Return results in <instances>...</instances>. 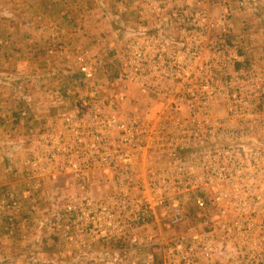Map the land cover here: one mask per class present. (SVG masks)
Returning a JSON list of instances; mask_svg holds the SVG:
<instances>
[{"label": "built area", "instance_id": "1", "mask_svg": "<svg viewBox=\"0 0 264 264\" xmlns=\"http://www.w3.org/2000/svg\"><path fill=\"white\" fill-rule=\"evenodd\" d=\"M112 13L118 37L102 51L47 49L76 100L65 107L55 93L8 146L9 161L25 154L21 198L46 184L52 198L60 191L61 209L50 206L38 224L61 230L66 244L130 246L143 264H259L264 71L236 69L232 24L214 18L210 0H117ZM100 69L115 76L116 93L104 95ZM131 85L149 103L120 109ZM65 178L71 195L54 185ZM4 206L18 211L20 199Z\"/></svg>", "mask_w": 264, "mask_h": 264}, {"label": "rangeland", "instance_id": "2", "mask_svg": "<svg viewBox=\"0 0 264 264\" xmlns=\"http://www.w3.org/2000/svg\"><path fill=\"white\" fill-rule=\"evenodd\" d=\"M239 1L241 0H210L211 2V10L213 11L214 18L218 20L222 16H224L227 21H230L232 24L231 34L229 35V41L228 44L231 46V42H236V50H230L233 51L231 56H236L238 59H235V67L237 70H252V69H259L260 71H264V26L262 29L258 25V21H256L254 18L257 17V11L259 13V9L257 10L258 5L261 6L264 10V5H261L262 3H256L251 2L248 0H243L244 7L241 8L239 5ZM252 4V7H250ZM18 5V3L13 2V0H0V61L4 62H12V61H29V55L27 52L20 53L18 51L21 47H29L30 45L34 44L33 42L29 41V37L26 36V34L21 33L18 34V29L20 28L22 31L27 29L28 22L20 21L18 18V13L16 12L18 8L15 6ZM107 6V5H106ZM105 6V8H106ZM115 6V5H114ZM114 6H111V10L114 9ZM18 7V6H17ZM226 7L227 14H223V8ZM246 9V12H244ZM254 10H253V9ZM256 8V12H255ZM109 10V6L107 8ZM243 14V15H241ZM263 21V20H262ZM264 22V21H263ZM262 23V22H260ZM221 29L215 28L213 32L211 31L210 35L211 37L215 35H220ZM50 39V38H49ZM74 39L76 38H68V40L72 41V45L70 43L66 44L65 48L68 50L69 53H72L76 49V44L74 42ZM102 42L104 45V48H107V43L109 42V38L102 37ZM112 39V38H111ZM43 44L39 47V52L37 54V60L42 61L40 62V65L42 67H37L36 69H28V68H19L15 69L14 74L15 76L11 77L12 71H7V75H1L2 70H0V78H4V84L0 82V89L1 87H5L6 90L3 91V94L0 93V102L5 100L4 111H0V127H6L7 130H4L3 133L5 134V139L3 138V141L5 144L0 143V146L7 147L11 145V143H14V139H17V141L22 140V135L19 134L20 132H26V130L29 128L32 119L35 118V115L39 113V109L46 108L47 104H50L51 98L54 96L55 93L60 94L64 96L65 99V107L67 105H72L73 102L76 100L74 95H66V91H69L72 94H75L74 85L73 83H69L67 78L66 81H61L59 68L62 66V62H60L59 59L55 58L53 60L44 61V54L46 50V46L49 44V41L47 38H42L41 41H43ZM234 40V41H233ZM54 44V43H52ZM65 44V43H64ZM96 44V41H95ZM233 44V43H232ZM51 45V44H50ZM94 50L98 51L101 48V45L99 48H93ZM46 50V51H45ZM45 51V52H44ZM107 53V51L104 52ZM51 57V56H50ZM53 58V57H52ZM231 58V57H230ZM109 59V55L106 54L105 60ZM219 60L218 57L215 58V60ZM35 64V63H34ZM32 64V65H34ZM232 66V64H230ZM2 66V65H1ZM229 66V70H232V67ZM234 66V64H233ZM252 66V67H251ZM25 67V66H24ZM11 74V75H10ZM17 74V75H16ZM16 78V79H15ZM115 78L114 75L109 74L105 70H99L98 74L96 76V79L98 81L103 80L104 82L107 81V85H105L104 89V95L109 96L113 94L114 92H117V87L109 86V84L114 83L113 79ZM56 79V80H55ZM104 86V85H102ZM234 86V83H230V87L228 89L229 92L232 91ZM130 99H126V103L120 106V109H134V108H140L146 104L149 103V100L143 96L137 86L131 85V88L129 90ZM5 96V97H2ZM2 97V98H1ZM43 98V99H42ZM44 99L46 101H44ZM259 103V102H258ZM259 107L264 110V97L261 98ZM16 122V124H15ZM19 130V131H18ZM16 141V142H17ZM4 148H0V156L5 157ZM9 149H7L8 151ZM9 166V165H8ZM25 180V179H24ZM29 180H26L25 185L26 188L28 186ZM58 189H68V192L66 194H72L73 189V182H71L69 179L65 178L62 180H59L56 184H54ZM50 188L49 184H46L42 187L43 191L41 194L37 195H31L28 198H21L20 196L13 195L14 198L20 199V208L27 207L28 214L29 212L31 215H35L36 222L45 221L46 218L49 215L50 206H52L54 209L58 208L61 209L60 204V191H58L57 197H51L48 194L47 189ZM21 189V188H20ZM25 188H23L24 190ZM47 192V194H46ZM12 196H9V199ZM32 197H39L33 204H28L27 201L30 200ZM52 198V199H50ZM6 202V201H5ZM22 202H26V205H21ZM63 203V202H62ZM264 202L262 203V205ZM55 206V207H54ZM31 207L36 208V210L33 212L31 210ZM24 209V208H23ZM34 213V214H33ZM27 214V213H26ZM25 215V214H23ZM30 216V215H29ZM28 216V217H29ZM50 216V215H49ZM32 219V217H30ZM263 220V217L261 218ZM256 231L255 235L256 237L263 238L264 237V226L261 227L258 223H255ZM45 228L43 230H38V235L40 238H43V241L39 244H37V247L35 248V254H32L30 257H26L22 254H19L17 257L14 258L12 261V264H96L97 262L94 261H82L83 259H80V261L77 259V257H81L77 255V248H70L72 251H70V254H66V247L64 244L66 243L64 241V237L62 236L61 230H47V233L45 232ZM47 236V240L45 241V238L43 237ZM51 238V239H48ZM63 237V238H62ZM49 240V243L47 245V241ZM25 244H20L19 246L27 247L26 240ZM31 247V246H30ZM130 246L126 245H112V244H102L99 243V248L101 252H113L116 253L118 250H128ZM264 247V246H263ZM124 251V250H123ZM142 250H133L130 249L125 253L127 256H123V253H119V255H115L111 257L113 259L112 262L103 261L100 262V264H143L145 261L143 260L141 255H143V252H140ZM80 252V251H79ZM120 252V251H118ZM19 253H21L19 251ZM102 253V254H103ZM138 254V255H137ZM77 255V257H76ZM72 257L73 259H70ZM30 258V260L28 259ZM70 259V261H68ZM6 264V262H5ZM10 264V262L8 263ZM264 264V259L259 263Z\"/></svg>", "mask_w": 264, "mask_h": 264}, {"label": "crops", "instance_id": "3", "mask_svg": "<svg viewBox=\"0 0 264 264\" xmlns=\"http://www.w3.org/2000/svg\"><path fill=\"white\" fill-rule=\"evenodd\" d=\"M248 1H256V3H262L261 5H264V0ZM13 2L18 3V5L15 6L18 8L16 11L18 13L17 19L23 22H28L27 29L22 31L19 28L17 35H20L19 33L21 31V33L26 34V36L30 39L29 41L33 42L34 44L27 48L24 46L18 49L20 53L27 52L29 55V61H0V70H2V73L0 72L1 75H7L5 73H7L9 70L12 71V75H10L13 77L15 76L13 71H15L16 68H28L30 70L36 69L37 67H42V65H40V62L42 61L37 60V54L40 49L39 47L44 42V40L41 41L42 38H47L49 41V44L46 46L47 50L49 45L52 43L62 45L63 47H66L65 45L68 43L72 45L73 42L68 40V38H76L74 39L76 48L86 46L99 48L100 44H102L101 46L103 47V42L101 39L102 37L109 38L107 46L112 41L111 38L118 37V28L116 25H114L115 22H112V19H116L115 17L111 16V14H113V10L110 9L111 6L117 5V0H13ZM249 5L252 7V4L249 3ZM108 6L109 10L107 9ZM246 9L247 8L245 7L244 12H246ZM258 9L259 13L257 11V17L254 19L258 21L257 23L262 29L264 26V10L259 5L257 7V10ZM129 22L134 23L136 20L133 19ZM233 44L234 50H236V42L234 41ZM102 50L103 49H99V51ZM44 59V61H49L55 58L50 57L45 52ZM2 80L5 79L0 78V82L4 84V81ZM4 90H6V88L1 87L0 93L3 94ZM3 95L2 97H5ZM44 101L46 100L44 99ZM51 102H53L52 99L50 100V103ZM4 104L5 100L0 102L1 114L5 109L3 106ZM48 105L49 104H47V106ZM58 107L59 106H57V109ZM38 109L39 112L44 110L40 108ZM55 111L58 110L53 109L52 112ZM4 130H7V128L0 127V143H3V145L5 144L3 142V138L5 139L6 134L3 133ZM23 133L24 132L19 131V134L23 135ZM16 141L17 139H14V142ZM0 148H2V150L6 148L4 152L6 155V151L8 149L7 145L0 146ZM24 159L25 154L23 151L16 152L12 161H9L6 156L3 158L0 156V264H5V262L6 264L9 262L12 264L14 258L19 254H22V257L26 254V257H30L31 252L32 254H35V248L37 247V244L43 241V238H40L38 235V230H43L45 226H41V228L38 224L39 222H36V214L31 215L29 212V216L28 212H26L27 207H23L24 209L20 208L18 211H11L4 206V202L7 201L9 196L18 195L21 197L23 188H26V180H24L25 178L23 177ZM38 198L39 197H32L27 201V203L33 204ZM27 203L22 202L21 205H26ZM34 209L36 210V208ZM30 217H32V219ZM45 230L47 233L46 228ZM43 237L46 241L47 236L44 234ZM48 239L51 238L48 237ZM22 240L27 241V247L19 246L20 244H25V241ZM48 243L49 240L47 241V245ZM64 246L66 247L65 253L67 255L70 254V251H72L70 248H77L78 251L76 254L81 256L77 257L76 255L79 261L80 259H83L82 261H94L97 262L96 264H100V262L103 261L112 262L113 259L111 257L116 255L113 252H101L99 243L95 241L90 242L83 248H81L79 244L76 243H65ZM19 251L21 253H19ZM28 259L30 260V258ZM70 259L73 258L70 257ZM70 259L68 261H70Z\"/></svg>", "mask_w": 264, "mask_h": 264}]
</instances>
